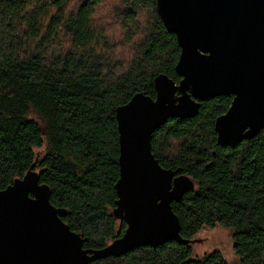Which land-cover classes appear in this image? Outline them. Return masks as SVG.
Listing matches in <instances>:
<instances>
[{
  "label": "trees",
  "instance_id": "obj_1",
  "mask_svg": "<svg viewBox=\"0 0 264 264\" xmlns=\"http://www.w3.org/2000/svg\"><path fill=\"white\" fill-rule=\"evenodd\" d=\"M104 1L0 0V190L36 172L88 251L126 229L114 215L116 108L137 93L154 98L159 74L180 80V49L155 0ZM231 101L208 99L194 117L169 119L151 152L194 183L171 204L181 238L225 228L235 262L218 250L193 258L190 243L170 241L89 264H264V129L233 148L217 144L214 122Z\"/></svg>",
  "mask_w": 264,
  "mask_h": 264
},
{
  "label": "water",
  "instance_id": "obj_2",
  "mask_svg": "<svg viewBox=\"0 0 264 264\" xmlns=\"http://www.w3.org/2000/svg\"><path fill=\"white\" fill-rule=\"evenodd\" d=\"M164 28L180 49L176 84L153 79L154 98L137 93L115 110L119 178L114 215L126 229L104 248L88 251L63 223L36 172L0 190V264H89L139 247L192 244L180 236L172 203L194 189L186 175L162 168L151 137L169 119H190L200 103L231 96L216 118V141L235 147L264 129V0H155Z\"/></svg>",
  "mask_w": 264,
  "mask_h": 264
},
{
  "label": "rangeland",
  "instance_id": "obj_3",
  "mask_svg": "<svg viewBox=\"0 0 264 264\" xmlns=\"http://www.w3.org/2000/svg\"><path fill=\"white\" fill-rule=\"evenodd\" d=\"M111 1L105 0L103 4L107 5ZM111 5L108 6L110 8ZM109 12V10L107 11ZM229 230L225 228H215L203 230L193 239V258H200L213 250H218L228 263H234L235 257L231 250V238Z\"/></svg>",
  "mask_w": 264,
  "mask_h": 264
}]
</instances>
